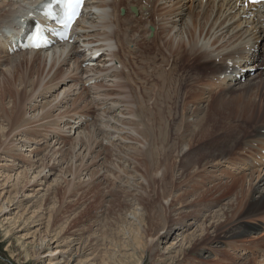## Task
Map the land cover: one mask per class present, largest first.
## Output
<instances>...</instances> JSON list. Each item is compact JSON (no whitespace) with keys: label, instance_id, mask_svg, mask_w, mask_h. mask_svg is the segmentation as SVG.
Masks as SVG:
<instances>
[{"label":"rangeland","instance_id":"374dc122","mask_svg":"<svg viewBox=\"0 0 264 264\" xmlns=\"http://www.w3.org/2000/svg\"><path fill=\"white\" fill-rule=\"evenodd\" d=\"M104 1H89L86 12L90 17L88 21L97 24L98 27L94 30H84L94 39L92 40L94 43H97L95 40H100L101 43H109L111 50H117L115 34L114 39H106L102 34V32L111 33L113 30L106 26L99 17L100 11L108 7ZM138 1L143 3V0H136L134 3L137 5ZM170 1L179 2L178 14L182 11L180 7L184 5H187L188 12L190 9L197 10L195 15L198 14L199 18H204V15L210 12L209 9H212L207 5L206 8L209 9L205 10L204 6L201 10L205 13L201 15V10L194 8L195 2L189 0ZM163 2L166 1L163 0ZM231 3L235 8L230 13L237 15L239 23L242 22L241 19H251L245 20L238 31L231 34L232 38L236 39L233 43L242 44L246 39V42H249L248 47L254 49L255 44L260 40V30L264 29L262 20L256 18L262 11H259L257 16L253 15L248 18L246 15H242V11L238 5L234 4V1ZM126 4H128L127 1H125ZM196 4L199 2L197 1ZM163 6L170 7L172 3L166 2ZM5 8L13 10L10 2L0 0V15H7L4 12ZM109 8L111 10L108 11V17L110 18V13L113 11L112 5H109ZM145 8L146 4L142 10L144 11ZM120 10L116 16L118 14L123 18ZM167 14L169 16L170 13ZM5 15L6 18L8 15ZM141 17H137L135 21L139 23ZM163 17L160 16L159 19L164 26H162V32L165 36L171 29V36H174L175 39V34L179 33L180 28L188 29L185 21H180L179 15L174 17L178 25H173L171 19L164 20ZM131 18L129 13L127 19L117 21L121 31L125 30L124 24L131 22ZM235 24V20L228 22L225 24L226 29ZM158 27L160 26L158 25ZM218 27L216 26L217 31H215L218 32L217 35L224 34V29H218ZM248 28L250 30L247 32ZM154 29V26L148 28L147 31L150 30V32L143 34L148 41L154 36ZM76 31L78 36L83 34V30L77 29ZM116 32H119V29ZM193 32L200 34V30L197 28ZM129 34L131 41L127 44V49L130 50V53L133 52V56H140L143 54V49L139 44L140 38H138L141 32ZM186 35L183 39L190 40L192 38L191 42L194 44L198 42V45L199 42L201 44L204 41L202 38L206 36L205 34L201 35L199 41V39L191 37V34L187 35L188 37ZM143 36L142 42L145 40ZM208 36L207 40L213 41L216 33ZM229 37L230 35H227L223 43L220 42L223 48L218 50L215 46L211 48L218 64H226L223 61L225 58L219 52L231 47L230 42L227 41ZM181 39L178 38V41ZM163 42L160 47L169 52L170 46L166 45L165 40ZM61 51L55 50L52 53L61 52L63 54L67 50L64 47V50ZM217 52L219 57L216 55ZM130 57L132 59L131 54L127 56L128 59ZM64 59L59 61L61 64L55 62L58 64H55L52 69L46 68L43 71L41 74L42 85L38 86L39 91H45L44 88L48 84L50 85L49 82L53 79L51 77H54L59 68H62L63 74L66 76L78 71L79 64H76V60V62L74 61L76 66L71 70V66ZM191 63L195 65L196 59ZM148 64L149 62L145 61L144 65ZM157 64L158 62L152 63L153 66ZM162 64L163 69L172 64L175 66L173 71L167 69L165 74L170 73L173 76L188 73L189 76H192L189 78L194 83L195 90H191L190 94L196 98L197 106L194 103L188 105L180 100L182 90L178 92L180 97L177 98L179 102L177 107L173 102H168L169 107H172L174 111L172 113L174 114L176 110L178 115L180 112V121L181 119L186 121L191 127L195 123L188 121L190 118L196 120L198 115H202L206 110L210 113L212 110L209 107L210 101L218 93L228 89L229 85H234L232 82L227 83L225 76L216 77L212 74L195 73L193 72L195 71L194 66L190 67L189 64H186L185 68L182 62L174 60L172 53ZM142 67L145 68V66ZM182 67L185 72L180 71ZM119 69L124 70L121 66ZM146 71L152 72V69H146ZM4 75L9 74L0 67V86L2 85L0 97L6 91L5 87L2 88L3 80L5 81L6 78ZM155 77V74L147 76L149 80H154L156 83ZM138 78L139 76H135L134 81ZM111 81H108L107 84ZM118 81L121 82L122 78L117 77L109 84V89L114 91L113 96L104 98L103 94H95L97 97L94 99L96 111L92 114L84 113L87 108H79L78 105L81 106L85 101L81 100L78 104L79 100L76 95L80 91L86 93V90L82 88L81 84L74 85L73 81L69 82L68 86H66L67 83L62 86V80L57 79L53 81L58 83L56 88L44 95H39L40 92H38L33 97H25L24 91H21L22 88L19 85H13V90L18 93V96L23 95L24 98L21 97L23 100L18 102L17 110L19 112L15 115L19 119L24 118L29 124L22 125L8 137L2 136L0 141V264H264V222L249 219L250 226L244 233L232 237H225L224 233H219L215 237L216 233L221 230L219 227L235 225L234 221L239 218L236 215L242 212L241 199L243 197L241 194L239 195L240 188H229V184L233 185L235 182H232L233 178L237 180L242 178L240 181L242 182L246 177L248 182L244 184H256L258 182L256 177L262 172H255V170L264 168L261 159L257 158L255 153L250 154L249 150H245L246 153L243 151L238 157L232 156V159H228V161L224 160L218 164L223 161L219 160L208 164L201 169V172L199 169V172L194 170L195 173L192 172V175L186 173L184 174L185 178H182L178 172L177 177H181V179L175 177L174 185L169 184V194L159 195L157 198V195H153V191L148 187V179L143 174V168L134 158V154L139 153V150L144 147V141L141 138V142L137 139L141 136H137L132 127L125 126L127 118L131 117L126 113L130 104L126 102L125 94H118L121 89L113 90V85ZM64 82L66 81L64 80ZM166 83L168 81L163 75L159 85ZM71 86H77V88H71ZM142 86L143 91L135 88L140 96H143L146 90L149 91L152 85L146 88L143 83ZM67 88H71V90L68 92ZM95 88L97 87H92L93 90L98 89ZM200 91L205 92L201 94ZM74 93L75 95H73ZM251 93H253L252 97H255V90H252ZM234 94L231 96H236V93ZM79 95V98H88L86 94L81 95L80 93ZM224 95L225 93L221 96ZM89 98L91 101L92 97ZM113 99L114 104L117 105L121 102V106L109 110L108 103ZM12 100L8 96L4 99L7 108L13 106ZM162 100L161 98L160 101ZM90 101L87 100L88 103ZM237 102L239 101L237 100ZM179 104L185 108L181 106L178 110ZM163 107L165 108V106ZM70 110L72 112L67 113ZM82 110L84 114H87V119L78 123L81 124L80 127H72L69 121H72L73 113ZM198 110L200 113L192 118V114ZM106 111L113 115L118 112L122 114L109 123L107 120L100 126L96 125L100 114ZM167 112L168 110H166ZM2 113L0 110V114ZM62 115L67 116H65L66 122L64 123L60 118ZM238 115L245 118L251 116L249 113H244V109L242 115ZM56 121L58 125L59 123L65 125L64 133L58 129L52 133L50 125ZM6 126L8 127V121L5 117L0 116L1 130ZM23 127L25 129L22 132ZM259 144L260 142L257 143V146ZM185 150L186 148H183L177 153L174 152L172 158L176 160ZM162 171L161 168L154 175L161 176ZM232 171L239 172L237 173L239 176H231L229 173ZM249 171H253V177ZM206 173H209L208 177ZM9 175L11 178L8 177ZM194 178L199 180L201 178V181L198 182ZM211 186H216V188H211L210 192L207 191ZM159 190L161 192L163 188L161 187ZM217 197L220 199L215 200ZM154 199L156 201H153ZM242 222L244 225L248 223L247 219ZM218 229L220 230L218 231Z\"/></svg>","mask_w":264,"mask_h":264},{"label":"bare ground","instance_id":"6f19581e","mask_svg":"<svg viewBox=\"0 0 264 264\" xmlns=\"http://www.w3.org/2000/svg\"><path fill=\"white\" fill-rule=\"evenodd\" d=\"M125 1H127L128 4L125 5ZM134 1L136 0H121L120 2H116V0H105L104 4H106L108 7L107 9L100 11L99 17L101 18V20L105 23L106 26H108L109 28H113L111 33L102 32V34L106 37V39H114L113 37L115 34L117 38L115 39V41L118 45L117 50H111L109 48V43H101L100 40H95L97 42L95 43L96 45L93 46L95 50L84 52L85 47L92 43L91 40H94L90 35L85 33L86 30L84 29L94 30L96 27H98L97 24L88 21L90 18L89 13H84V16L75 26L76 30H83V34L74 38V43H70V41H64L55 44L50 50L33 49L30 51H21L14 54H10L8 52V45L10 44L11 40L18 37L19 33L22 31H20L22 25L24 24V22L22 23V19H27L30 16L29 14L35 16L34 7L38 3V0H22V2L20 3L15 2L17 4H13L12 2L14 1H9L13 10L5 8L4 12L7 13L8 16L5 14L0 15V37L2 36L3 32H6V34H12L15 28L18 29L16 33L10 36V39L6 38L8 37V34L5 36V40L0 39V67L9 74L6 76L4 75V78H6L5 81L3 80L4 86L2 87H5V90L8 92L5 91V93H2L0 97V110L3 112L2 114H0V116L5 117L6 121H8V127H3L2 130L0 128V130L2 131H0V141L2 139V136L8 137L22 125L27 126L29 124L25 121L24 118L19 119L15 115V113L19 112V110H17V104L24 99L22 97L23 95L25 97H33L38 92H40L39 95H44L57 87L58 83L53 82L57 79L62 80V86H64L65 83H67L66 86H68V83L73 81L75 82L74 85L81 84L82 88L86 90V93H82V91H80L81 95L86 94L88 96V98L84 97V99H82L79 98L80 93L76 95L79 100L78 104H80L81 100L85 101L81 106L78 105L79 108H87L86 110H84V113L92 114L96 111V102L94 99L97 97H95V94H103L104 98L113 96L114 91H112V89H109V84L115 78L120 77L122 78V81H118V83H115L113 85V90H117L118 88L119 90L121 89L118 94H125L126 102L130 104H128V112L126 113L131 117L127 118L128 121H125V126L127 125L132 127V129L136 131L137 136H141L139 138L137 137V139H139L140 142L142 140L144 141V143L142 142L144 144V147L139 150V153L134 154V158H136L140 166L143 168V174L148 179V187H150L153 191V195H157V198H159V195L169 194V184L172 186L174 185V178L177 177L178 172H180L182 178H185L184 174L187 173V175H192L193 173H195L193 172L194 170L199 172V169L201 172V169L208 164L223 160L218 163L220 164L224 162V160L228 161V159H232V156L238 157L240 153L243 151L245 152V150H251L250 152H259L260 149L264 147H255L258 141L264 142V69L261 62L262 58H258L257 56H255L253 58V64L252 66H250L251 69H254L253 73L248 74V77L247 73L243 74L240 78V81L239 78H231L232 82H234V84L236 85H229L228 89H226L225 91H221L214 99L210 101L211 103H209V107L212 108V110H210V113L206 110V112H208L209 114L204 112L202 113V115L200 114L201 116L198 115L199 117L196 120H192L190 118V120L188 121H190L191 123H195L191 127L186 123V121L182 119L180 121V112H178V115L176 114V110L174 114L172 113V107H169L168 102H173L174 106L177 107V104L179 103L177 98L180 97L178 92L179 90H182L183 93H180V100L184 101L188 105H192L194 103L197 106V102H195L196 98L190 94L191 90H195L194 83L191 81V78H189L192 76H189L188 73L175 74L173 76H171L170 73L165 74L167 69L173 71L175 69V66L172 64L171 66L163 69L162 62L167 60L168 55L172 53L174 60L176 62H182L184 64V67L186 64H189L190 67L194 66L195 71L193 72L195 73L197 72L199 74L202 73L205 75L220 74L222 76V74H224V71H226L228 67L214 64L212 61L213 58H211L212 53L208 54L207 47L210 44L214 45L215 47L222 46L221 43H223L227 35H230L227 41L230 42L231 47L225 48V50L219 54L223 55L224 53L223 56L225 60L228 59L232 62L235 61V59L243 54L246 49L242 48L241 44L236 45L235 43H233L234 41H236V39L232 38L231 34L235 33V31H238V28L241 27V24H243L245 20L251 19L244 18L241 19L242 22L239 23L240 20H238L237 15H233L230 13V11L234 10L235 8L233 6V3H231V0H189L190 2H195L194 8L196 9L201 10V8L205 6L204 9L207 10L209 9L206 8L207 5L212 8L209 9L210 12H207L204 15V18H199V16H197L198 14L195 15V13H197V10L190 9V11L188 12L187 5H184L182 7L179 6L180 8H182V11L180 14H178L177 8L179 2H171L170 0H165L167 3H172V6L168 7L163 6V4L166 3L163 2V0L162 2L161 0H143V3L141 1H138L137 5L134 3ZM197 1L200 5L196 4ZM238 2L243 3V0H234V4L238 5ZM144 4H146V8L148 9L147 10L145 8V12L142 10V8H144ZM109 5H112L113 7V11L110 13V18L108 17V11L111 10L109 8ZM122 6L126 9L125 14H122L120 12L123 18H121V15L118 14L116 16V13L122 8ZM134 6L137 7L139 11L138 14L134 12ZM87 7L88 5L86 6V9ZM251 7L252 6H249L247 8L243 7V13H248L251 10ZM129 13L132 17L131 22L124 24L125 30L121 31V28L119 27L117 21L120 22V19H127ZM167 13H170L169 16ZM204 13L205 11L201 10V15ZM4 15L7 17L5 18ZM177 15L180 16V21H185L184 23L188 27V29L186 27L180 28L179 33L175 34L176 38L174 39V36H171V29L169 32H167L166 36L163 34L162 28L164 26L160 23L159 18L160 16H164V20L171 19L173 21V25H178L174 20V17ZM137 17H141L139 19V23L135 21ZM232 20H235L236 24L226 29L225 24ZM158 25L160 27H158ZM153 26L155 27L154 36L151 40L148 41L147 38L143 36V34L147 32L149 33L150 30L147 31L148 28H151ZM216 26H219L218 29L223 28L225 33L217 35L218 32H215L217 31ZM195 28L200 30V34H198L197 32H193ZM118 29L119 32H116V30ZM249 30V28L246 29L247 32ZM140 32L141 34L138 36V38H140L139 44L140 48L142 47L141 49H143V54H141L140 56H133V52L130 53V50L127 49V44H129V42L131 41L129 33L135 34ZM215 33L216 37L213 41L207 40V37H209L208 35L212 36ZM186 34L188 36L191 34V37L199 39V41L202 37L201 35L205 34L206 36L202 38L204 39V41H202L201 44L199 42L198 45V42H195L197 44L191 42L192 38L190 40H186L187 38L183 39ZM142 36L145 39L143 42ZM101 37L103 38V36ZM240 37H242V35H240ZM259 37L264 39V36L262 34L259 35ZM178 38L182 39L178 41ZM164 40L166 45L171 47V49L170 47L168 48L169 52H166L163 48L160 47V45L164 43ZM188 45L189 47H187ZM64 47L67 51L66 53L63 52L62 54L61 50H64ZM255 48L259 50L258 54L261 57H264V40L262 42L256 43ZM55 50L57 52H61L53 54L52 52ZM92 52H102V55L99 59L96 60L95 66H91L90 64H88L86 65V67H84L83 63L87 61L85 56L92 55ZM129 54H131L132 59L131 57L129 59L127 58ZM249 58H251V56H249ZM62 59H64L65 62H68V65L71 66V70L72 68H75L76 64H79L77 66L78 71L76 73H70L69 75H67V77L65 74H63L64 72L62 68H59L58 71L55 72L56 74L54 75V77H51L53 79L50 80V85L48 84L47 86L48 82L46 83L47 87L44 88L45 91H39L38 86L42 85L41 74L43 73V71H45L46 68L52 69L56 64L55 62H59ZM75 59L78 63L75 61ZM194 59H196L195 65L191 63V61ZM247 59H245L244 62H246ZM186 60L188 61L187 63ZM74 61L76 62L75 65ZM145 61L149 62L148 65H150V67H148V65H144ZM153 62H158V64L156 66H153ZM120 66L123 67L124 70L119 69ZM142 66H145V68L148 70L152 69V72L146 71V69ZM246 66L249 67L248 65ZM126 68H128V70H125ZM181 70H183V67L180 69V71ZM183 71L185 72V70ZM150 74H155V79L157 80L156 83L154 80H149L147 78V76ZM163 75L168 83L159 85ZM135 76H139L136 81H134ZM243 76L245 78V82L241 81ZM64 80L66 82H64ZM110 80L112 81L107 84ZM52 82L53 84L51 85ZM143 83H145L146 88H149L151 85L152 86L150 87L149 91L146 90L145 94L143 96H140L136 92L135 88L142 89L143 91ZM13 85H19L20 88H22L21 91H24V93L21 97L23 99H21V97L18 96V93L13 90ZM94 86L98 89L95 88L97 90H93L92 87ZM28 88H31L29 89V94ZM71 88L76 89L77 86H71ZM71 88H67L68 92L71 90ZM126 89L128 91L124 92V90ZM252 90H255V97H252ZM1 91L2 90H0V92ZM150 91L152 92L151 94ZM204 92L205 91H200L199 93L202 94ZM224 93L225 95L221 96ZM234 93H236V96L232 97L231 94ZM73 95H75V93ZM7 96L13 99V106L10 108H7L4 104V99ZM89 97H92V103ZM161 98L163 99L162 101H160ZM88 99L90 101L89 103L87 102ZM234 99H236V101H234ZM147 100L149 101L147 102ZM215 100H217L218 102H215ZM237 100L239 102H237ZM113 102L114 99L113 101L111 100L110 103H108L109 110L115 108L116 106L120 108L121 102L117 105ZM132 105L134 106L131 107ZM163 106H165L166 109ZM181 106V104L178 105V110ZM182 107L185 108L184 106ZM243 109L244 113H249L251 114V116H248L246 118L243 116L239 117L238 114L242 115ZM166 110H168L167 113ZM68 112L71 113L72 111L70 110L67 111V113ZM84 113L83 110L81 112L76 111L73 113V119L72 121H69L72 127H80L81 124L78 123H82L87 119L88 116ZM197 113H200L199 110L192 114V118ZM120 114L122 113L118 112V114L113 115L110 112L106 111L100 114L99 119L96 121V125L100 126L107 120H109V123L112 119L118 117ZM65 116L62 115L60 117L63 123L66 122L67 116ZM24 122L26 123L23 124ZM63 123H59L58 125L56 121L51 124L50 128L52 130V133L56 129L64 133L66 130ZM92 125L95 126V124L93 123ZM24 129L25 128L23 127L22 132L24 131ZM140 138L142 140H140ZM90 140L91 136L89 137L88 141L90 142ZM183 148H186V150L183 151L179 158L177 157L176 160L173 159L172 157L174 152L177 153L180 150H183ZM261 163L264 167V160L261 159ZM161 168L163 170L162 175H154ZM259 171L262 173H260L256 177L258 179V182L254 185L244 184L245 182H248L247 177L242 182H240L242 178H238L239 180L234 178L232 179V182H235L233 183V185L229 184V188H240L239 195L241 194L243 197L241 199V202L243 203V208L241 209L242 212L236 215L239 218L236 219L237 221H234L236 222L235 225H226L223 227H219L221 228V230L218 229V231H220L216 233L215 237H217L219 233H224L225 237L237 236L240 233H244L248 230V226H250V220L253 219L254 221L258 220L260 222H264V168L255 170V172ZM249 172L252 175L251 177H253V171ZM237 173L239 172L232 171L229 174L233 176L238 175ZM208 174L206 173L207 177ZM45 175L47 176V174ZM8 177L11 178V175H9ZM181 177H177L176 179H181ZM194 180H198V182H200L201 178L200 180L194 178ZM28 183H30V181H28ZM161 187L163 188V190L160 192L159 189ZM214 187L216 188V186H211L209 189H207V191L210 192V189ZM218 188L220 189L221 186ZM218 198L219 197L215 198V200H218ZM155 199L153 201H156ZM244 219H247V225L243 224L244 222H246H242Z\"/></svg>","mask_w":264,"mask_h":264},{"label":"snow or ice","instance_id":"6c2138e0","mask_svg":"<svg viewBox=\"0 0 264 264\" xmlns=\"http://www.w3.org/2000/svg\"><path fill=\"white\" fill-rule=\"evenodd\" d=\"M61 0H56V3H60ZM67 8L70 9L68 23L71 24L78 14V9L83 5L84 0H65ZM254 4H264V0H251ZM49 7H51L49 5ZM51 14V13H49ZM39 46V45H37Z\"/></svg>","mask_w":264,"mask_h":264}]
</instances>
